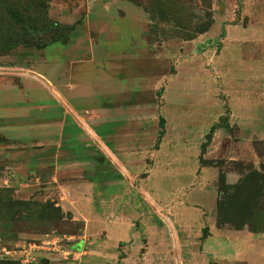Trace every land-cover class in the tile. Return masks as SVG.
<instances>
[{
    "label": "rangeland",
    "instance_id": "374dc122",
    "mask_svg": "<svg viewBox=\"0 0 264 264\" xmlns=\"http://www.w3.org/2000/svg\"><path fill=\"white\" fill-rule=\"evenodd\" d=\"M85 1L0 0V56L66 41L71 27L56 12ZM130 1L149 16L142 48L112 63L109 101L85 111L89 122L79 117L95 160L135 184L142 217L158 226L176 229L185 203L204 215V235L211 226L264 233V0ZM48 167L31 187L0 185V245L24 240L53 254L45 264L79 262L87 241L69 209L77 192L62 177L70 171ZM180 214L183 226L201 225L194 210Z\"/></svg>",
    "mask_w": 264,
    "mask_h": 264
},
{
    "label": "crops",
    "instance_id": "0c3cea01",
    "mask_svg": "<svg viewBox=\"0 0 264 264\" xmlns=\"http://www.w3.org/2000/svg\"><path fill=\"white\" fill-rule=\"evenodd\" d=\"M56 17L71 27L66 41L38 54L0 56V185L20 178L31 187L38 183L37 172L52 166L55 172L70 171L62 177L69 176L77 192L69 209L85 225L87 250L79 262L49 256L51 264H264V233L211 226L204 235L207 227L197 207L184 203L182 209L201 215L197 228L180 224L182 211L173 219L174 230L142 217L135 184L119 169L97 162L88 147L90 132L79 117L89 122L93 117L85 111L109 101L106 93L115 91L107 81L112 63L124 64L127 52L142 48L147 12L130 0H86L83 10L58 9ZM27 242L0 245L7 251V262L0 264H45L41 258L53 255Z\"/></svg>",
    "mask_w": 264,
    "mask_h": 264
},
{
    "label": "trees",
    "instance_id": "16d2710c",
    "mask_svg": "<svg viewBox=\"0 0 264 264\" xmlns=\"http://www.w3.org/2000/svg\"><path fill=\"white\" fill-rule=\"evenodd\" d=\"M217 127V125H213L212 126V128H211V131H214V129ZM206 144H207V142H205L204 144H203V146H206ZM222 185H223V182H222ZM204 234H206L205 232H204Z\"/></svg>",
    "mask_w": 264,
    "mask_h": 264
}]
</instances>
